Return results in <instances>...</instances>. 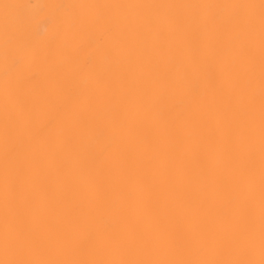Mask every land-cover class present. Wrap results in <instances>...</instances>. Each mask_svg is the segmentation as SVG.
Wrapping results in <instances>:
<instances>
[{"label": "bare ground", "instance_id": "6f19581e", "mask_svg": "<svg viewBox=\"0 0 264 264\" xmlns=\"http://www.w3.org/2000/svg\"><path fill=\"white\" fill-rule=\"evenodd\" d=\"M0 264H264L262 0H0Z\"/></svg>", "mask_w": 264, "mask_h": 264}, {"label": "snow or ice", "instance_id": "6c2138e0", "mask_svg": "<svg viewBox=\"0 0 264 264\" xmlns=\"http://www.w3.org/2000/svg\"><path fill=\"white\" fill-rule=\"evenodd\" d=\"M262 3H264V0H262Z\"/></svg>", "mask_w": 264, "mask_h": 264}]
</instances>
